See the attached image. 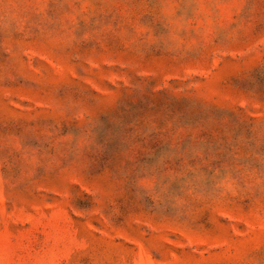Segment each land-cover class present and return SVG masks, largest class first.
<instances>
[{
	"label": "rangeland",
	"instance_id": "374dc122",
	"mask_svg": "<svg viewBox=\"0 0 264 264\" xmlns=\"http://www.w3.org/2000/svg\"><path fill=\"white\" fill-rule=\"evenodd\" d=\"M0 264H264V0H0Z\"/></svg>",
	"mask_w": 264,
	"mask_h": 264
}]
</instances>
